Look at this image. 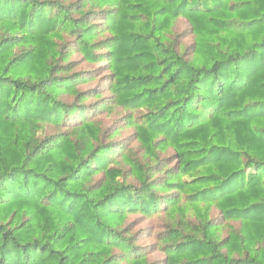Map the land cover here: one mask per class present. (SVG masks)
I'll return each mask as SVG.
<instances>
[{
    "label": "trees",
    "instance_id": "obj_1",
    "mask_svg": "<svg viewBox=\"0 0 264 264\" xmlns=\"http://www.w3.org/2000/svg\"><path fill=\"white\" fill-rule=\"evenodd\" d=\"M0 264H264V0H0Z\"/></svg>",
    "mask_w": 264,
    "mask_h": 264
},
{
    "label": "rangeland",
    "instance_id": "obj_2",
    "mask_svg": "<svg viewBox=\"0 0 264 264\" xmlns=\"http://www.w3.org/2000/svg\"><path fill=\"white\" fill-rule=\"evenodd\" d=\"M76 58H78V56H76ZM86 66H88L87 63H83L82 64V67H86ZM113 119H114L113 117L112 118L111 117L109 118V120H111V121ZM128 133H129L128 130H124L123 135H128ZM137 217H139V215L138 216H133L132 219H135ZM136 222L138 223L137 224V229L143 228V227L144 228H148L150 230L149 233H151V232H154L157 229H159L160 224L162 223V220H144L143 218H137ZM153 240H154V238L145 237L144 239L140 240V245H145V244L152 243ZM159 256H160L159 252H155L152 255V257H154V258L159 257Z\"/></svg>",
    "mask_w": 264,
    "mask_h": 264
}]
</instances>
